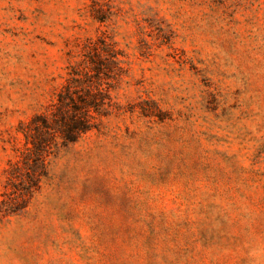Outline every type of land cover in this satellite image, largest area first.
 <instances>
[{
    "label": "rangeland",
    "instance_id": "obj_1",
    "mask_svg": "<svg viewBox=\"0 0 264 264\" xmlns=\"http://www.w3.org/2000/svg\"><path fill=\"white\" fill-rule=\"evenodd\" d=\"M102 39L113 109L0 214V264H264V0H0V202Z\"/></svg>",
    "mask_w": 264,
    "mask_h": 264
},
{
    "label": "trees",
    "instance_id": "obj_2",
    "mask_svg": "<svg viewBox=\"0 0 264 264\" xmlns=\"http://www.w3.org/2000/svg\"><path fill=\"white\" fill-rule=\"evenodd\" d=\"M118 52L107 40L89 42L70 67L56 99L25 124V147L7 170L0 214L27 206L47 176L49 162L61 148L97 128L113 109L106 81ZM119 68L121 69L120 65Z\"/></svg>",
    "mask_w": 264,
    "mask_h": 264
}]
</instances>
